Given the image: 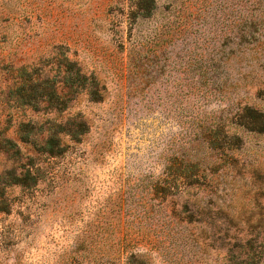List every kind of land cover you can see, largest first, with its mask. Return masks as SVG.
<instances>
[{"label": "rangeland", "instance_id": "obj_1", "mask_svg": "<svg viewBox=\"0 0 264 264\" xmlns=\"http://www.w3.org/2000/svg\"><path fill=\"white\" fill-rule=\"evenodd\" d=\"M136 1L0 0V264H264V0Z\"/></svg>", "mask_w": 264, "mask_h": 264}, {"label": "trees", "instance_id": "obj_2", "mask_svg": "<svg viewBox=\"0 0 264 264\" xmlns=\"http://www.w3.org/2000/svg\"><path fill=\"white\" fill-rule=\"evenodd\" d=\"M157 6V0H137L135 3V7L140 12H146V15L150 17V15L155 10ZM256 27L254 23L245 26V30L247 32L248 29ZM246 112L242 114H238V123L242 128H246L251 132L262 133L264 132V113H261L259 110L247 107L245 108ZM236 124V123H235ZM61 149V141L56 140L54 138L50 140V157H57L59 156V151Z\"/></svg>", "mask_w": 264, "mask_h": 264}]
</instances>
